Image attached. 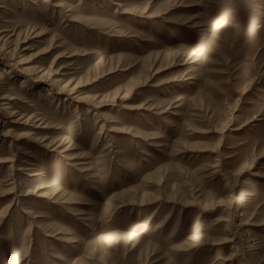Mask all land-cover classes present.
I'll use <instances>...</instances> for the list:
<instances>
[{
	"label": "rangeland",
	"instance_id": "obj_1",
	"mask_svg": "<svg viewBox=\"0 0 264 264\" xmlns=\"http://www.w3.org/2000/svg\"><path fill=\"white\" fill-rule=\"evenodd\" d=\"M105 55L119 71L96 76ZM0 83V191L21 197L0 218V264H264V0H0ZM32 115L42 127L10 123ZM36 172L64 195L23 197ZM109 227L146 234L102 261L89 249ZM195 231L206 244L187 245Z\"/></svg>",
	"mask_w": 264,
	"mask_h": 264
},
{
	"label": "bare ground",
	"instance_id": "obj_2",
	"mask_svg": "<svg viewBox=\"0 0 264 264\" xmlns=\"http://www.w3.org/2000/svg\"><path fill=\"white\" fill-rule=\"evenodd\" d=\"M146 11H144V12H146ZM144 12L141 13V14H144V15H141V17L150 19V17H146L145 16L146 13H144ZM228 14L224 15L223 17H220V18H216V17L213 18L212 17L211 25H212V28H213V30H212L213 37L215 36L214 34H217V33H219V35H220L221 34L220 31H222L224 28H227L226 27L227 25L228 26L230 25L229 20L232 19V17L230 19H228V16H229ZM260 28H261V26H259L255 30H258ZM240 29H242V27ZM249 30L250 31H248V32H250V33L254 31V30H251V28H249ZM242 31H245V30H242ZM40 35H42V34L41 33H37L35 35V37H39ZM256 35H258V34H256ZM200 44H201V46H196V45H200ZM209 48H210V46H209V43H207V42L196 43V44L190 45L187 48V56L191 57V58H189L190 60L194 56L204 57L205 55H207L209 53V51H210ZM168 52L169 51H166V53H168ZM163 53L164 52H162L161 49H150V50H148L147 55L145 56V58H147V59H158L159 57H161L163 55ZM61 57H62V55H57L54 59L56 60L57 58H61ZM106 62H109V64H111L110 65V69H109V71L107 73L105 72L106 70L104 71V68L101 70L102 66H105ZM193 62H195V61H193ZM193 62H191V63H193ZM114 64H116V66H114ZM119 67H120V57L112 58V57H109V56L105 55V56H102L100 58V61L95 65L94 71L96 73V76L102 75L101 77H104L105 75H109V74H112L114 72L119 71ZM168 67H170V66H167L166 68H163V66H161L160 68L158 67L157 69H153L154 74H158L161 71L167 70ZM100 70L102 72H100ZM122 71H127V70H122ZM57 73L58 72L56 71L55 74H57ZM89 80H90V78H87L85 80H80V81H78V83L74 84L75 82H73V79H69L67 84H66V87H68V90L70 91V93L73 94V93L78 92L79 88L83 84H87ZM131 83L132 84H131L130 90L133 89V87L138 86L137 84L142 83V82H140V81L138 82L137 80L132 79ZM1 84L2 83H0V85ZM140 85L141 84H139L138 87H140ZM115 93H118V92H115ZM128 93H129V91L126 93V95ZM126 95H124V96H126ZM104 97H106V96H104ZM89 98H91V97H89ZM96 98H97V96L92 97V99H96ZM1 99H4V98H1ZM174 100H175V103H179L181 101H186V100H187L186 101L187 103H191V102L194 101V97L193 96L185 97V96H183V94H178L174 98ZM9 114H10L9 117L13 118L17 114V111L12 110ZM33 118H34V115L30 116L28 119L23 121L24 118L21 117V118H19L17 120L13 119L10 123L13 126L23 125V126L32 127V128H40V127H42L40 125H37L36 122L30 121ZM252 122H253V120L247 118L245 120L242 128H245V127L249 126L250 124H252ZM12 128H14V127H12ZM12 132H13L12 129H9L6 132V134L4 135V137H6V138L10 137ZM25 134L31 135L32 133L30 132V133H25ZM20 137H22V135H19L18 137L14 138V141H13L14 145H15V141H19ZM65 141H66L65 139H63L62 142H61V140H58V142H57L58 145L56 146L55 149H59L61 146H63L65 144ZM54 145H56V144H54ZM68 149H70V148L65 147V149L63 151H66ZM8 161L12 162L13 160H8ZM12 166H15V165H12ZM163 166L164 165L160 164L158 166H155L153 169L147 171L145 173V177H144L143 181L146 182V181L154 180L155 176L158 174L159 170ZM165 166H166V164H165ZM33 176L41 177L43 179L40 180V181L35 182L33 184V186L31 187V189H28L26 191V193L23 195V197H33V196H35V197H37L39 199H45L47 201H52L53 202L54 199L60 198L61 196L64 195L65 188H64V185L62 184V182L59 179H57L55 177H49V176L45 175V173H43V172H36V173H34ZM15 190H16V184H14L13 188L8 190V191H3V192L0 191V197H7L9 195H12V194L15 193ZM247 196H248V192L242 191V197L246 198ZM20 198L21 197L17 196V194H16V196L14 195V199L7 206V208L1 207L0 208V218H3L7 214L8 209L14 204V201L18 202V201H20ZM238 200H239V198H238ZM187 207H189V206H187ZM25 214L30 216V217L32 216L33 219H38V218L41 217L40 215H37L35 212H33V210H31V209H27L25 211ZM82 215H84V214H82V213L78 214V216H82ZM153 220L154 219L152 217L147 219L143 226H151V225H153ZM31 232H32V227L29 228L28 234H30ZM145 234L146 233L142 232V229H139V228H136V229H133V230H126V228H115V227L99 228L97 230V234H96V238H98V241H95L93 246L89 249V255L90 256H94V257L98 258L99 260L104 261L103 255L105 253L113 252V251H115L118 248L123 247V246L134 248L136 245L139 244V242L142 240V238H143V236ZM207 240H208V238L206 236V233L201 232V231H197V232L195 231V232H191L189 234L187 245L188 246H190V245L191 246H196V245L206 244ZM231 242H233V240L229 239V240H226L225 242H223L222 244H227V243H231ZM104 247H106V248H104ZM10 264H20V262H19L18 258H13L12 262Z\"/></svg>",
	"mask_w": 264,
	"mask_h": 264
}]
</instances>
